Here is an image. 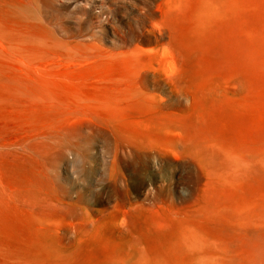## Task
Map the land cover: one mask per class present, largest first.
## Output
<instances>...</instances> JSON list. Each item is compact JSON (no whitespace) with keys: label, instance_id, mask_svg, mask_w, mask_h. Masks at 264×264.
<instances>
[{"label":"rangeland","instance_id":"rangeland-1","mask_svg":"<svg viewBox=\"0 0 264 264\" xmlns=\"http://www.w3.org/2000/svg\"><path fill=\"white\" fill-rule=\"evenodd\" d=\"M0 264H264V0H0Z\"/></svg>","mask_w":264,"mask_h":264}]
</instances>
